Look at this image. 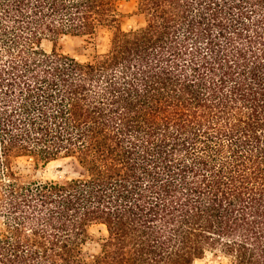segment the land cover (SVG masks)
Wrapping results in <instances>:
<instances>
[{
    "label": "trees",
    "instance_id": "1",
    "mask_svg": "<svg viewBox=\"0 0 264 264\" xmlns=\"http://www.w3.org/2000/svg\"><path fill=\"white\" fill-rule=\"evenodd\" d=\"M119 1L0 0V264H264V0H136L130 30ZM101 27L90 60L43 46Z\"/></svg>",
    "mask_w": 264,
    "mask_h": 264
},
{
    "label": "rangeland",
    "instance_id": "2",
    "mask_svg": "<svg viewBox=\"0 0 264 264\" xmlns=\"http://www.w3.org/2000/svg\"><path fill=\"white\" fill-rule=\"evenodd\" d=\"M119 24L121 29L130 30L142 26L145 18L138 11L136 0H121L117 5ZM113 32L111 27H101L92 36H63L55 43L45 41L43 46L50 50L55 46L60 51L76 57L79 60L86 61L107 51L110 38ZM26 165L40 179L63 180L80 174L75 161L72 158H59L52 160L47 164ZM90 238L85 244L84 252L87 258H91L100 249V243L106 237L107 233L103 226L94 225L90 229ZM194 264H229L227 258L218 251H207L204 256L197 259Z\"/></svg>",
    "mask_w": 264,
    "mask_h": 264
}]
</instances>
